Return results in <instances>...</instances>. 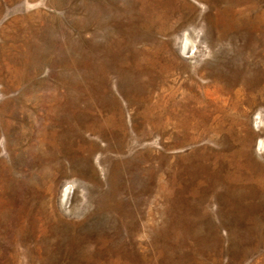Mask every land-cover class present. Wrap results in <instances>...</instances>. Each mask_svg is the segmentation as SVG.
Masks as SVG:
<instances>
[{
	"label": "rangeland",
	"instance_id": "1",
	"mask_svg": "<svg viewBox=\"0 0 264 264\" xmlns=\"http://www.w3.org/2000/svg\"><path fill=\"white\" fill-rule=\"evenodd\" d=\"M0 264H264V0H0Z\"/></svg>",
	"mask_w": 264,
	"mask_h": 264
},
{
	"label": "bare ground",
	"instance_id": "2",
	"mask_svg": "<svg viewBox=\"0 0 264 264\" xmlns=\"http://www.w3.org/2000/svg\"><path fill=\"white\" fill-rule=\"evenodd\" d=\"M71 194V188H66L62 196V205L65 206Z\"/></svg>",
	"mask_w": 264,
	"mask_h": 264
}]
</instances>
